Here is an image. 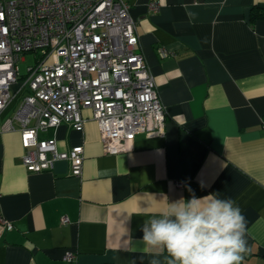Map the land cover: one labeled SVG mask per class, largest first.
<instances>
[{
	"label": "crops",
	"instance_id": "1",
	"mask_svg": "<svg viewBox=\"0 0 264 264\" xmlns=\"http://www.w3.org/2000/svg\"><path fill=\"white\" fill-rule=\"evenodd\" d=\"M127 1L165 106V134H139L129 150L106 154L84 109L83 131L62 123L39 134L55 137L60 151L84 144L82 176L68 160L30 171L19 124L2 130L25 91L16 95L0 114V218L13 224L0 222V264H150L144 221L193 193L234 200L251 249L241 264H264V20L250 21L264 0Z\"/></svg>",
	"mask_w": 264,
	"mask_h": 264
},
{
	"label": "built area",
	"instance_id": "2",
	"mask_svg": "<svg viewBox=\"0 0 264 264\" xmlns=\"http://www.w3.org/2000/svg\"><path fill=\"white\" fill-rule=\"evenodd\" d=\"M149 8L157 12L159 4ZM31 51L41 55L23 77L18 61ZM169 53L161 49L163 56ZM21 91L25 94L2 130L15 131L19 124L22 163L30 171L68 160L72 175L82 176L84 144L60 151L55 137L39 134L62 123L83 131L84 109L98 123L106 154L129 150L139 134H165V106L139 49L127 0H0V114ZM0 222L13 228L2 217Z\"/></svg>",
	"mask_w": 264,
	"mask_h": 264
},
{
	"label": "clouds",
	"instance_id": "3",
	"mask_svg": "<svg viewBox=\"0 0 264 264\" xmlns=\"http://www.w3.org/2000/svg\"><path fill=\"white\" fill-rule=\"evenodd\" d=\"M203 186V185H202ZM247 221L232 199L209 194L181 197L142 225L140 243L152 253L150 264H241L251 251L245 239Z\"/></svg>",
	"mask_w": 264,
	"mask_h": 264
},
{
	"label": "rangeland",
	"instance_id": "4",
	"mask_svg": "<svg viewBox=\"0 0 264 264\" xmlns=\"http://www.w3.org/2000/svg\"><path fill=\"white\" fill-rule=\"evenodd\" d=\"M40 51H31V52H26V53H22L20 55V59L18 61L19 63V67H20V73L21 75L24 77L27 72H28V67L29 66H32V65H35L38 61V59L40 58ZM22 81H20L21 83ZM18 85H14L13 88H12V93H14V90L17 89ZM22 94V91L17 95L16 98H20ZM15 99V98H13Z\"/></svg>",
	"mask_w": 264,
	"mask_h": 264
},
{
	"label": "trees",
	"instance_id": "5",
	"mask_svg": "<svg viewBox=\"0 0 264 264\" xmlns=\"http://www.w3.org/2000/svg\"><path fill=\"white\" fill-rule=\"evenodd\" d=\"M264 20V4H255L250 9V21Z\"/></svg>",
	"mask_w": 264,
	"mask_h": 264
}]
</instances>
